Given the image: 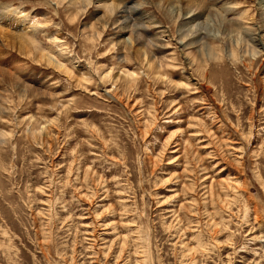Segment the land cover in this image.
<instances>
[{
	"label": "rangeland",
	"instance_id": "rangeland-1",
	"mask_svg": "<svg viewBox=\"0 0 264 264\" xmlns=\"http://www.w3.org/2000/svg\"><path fill=\"white\" fill-rule=\"evenodd\" d=\"M114 1L0 0V264H264V1Z\"/></svg>",
	"mask_w": 264,
	"mask_h": 264
},
{
	"label": "bare ground",
	"instance_id": "bare-ground-1",
	"mask_svg": "<svg viewBox=\"0 0 264 264\" xmlns=\"http://www.w3.org/2000/svg\"><path fill=\"white\" fill-rule=\"evenodd\" d=\"M59 1L61 3L66 1L68 7H77L78 5L80 7V6L84 5V4H92L93 0H59ZM99 3H100L101 7H105L111 13H115L116 9L122 8L121 6H119V3H117V1H114V0H99ZM120 12L125 15L126 11L125 10H121ZM19 14H20V12L19 11L17 12L13 8V6H10L8 4L6 5V4L0 2V22L3 24V25L0 24V37H1L0 39H4L3 41H5V39L7 40L8 38L9 39L11 38V39H13L15 42H17L18 44H20L23 47H25L27 45V43H29L30 45H34L36 43V41L33 39V36H36V34L38 33L37 31L39 30V28L37 26L27 25V27L25 29V30H27L26 36H23V34L21 35V34H19L17 32H11L12 30H14V29H12L11 25H10L9 28H7V27L4 28V26L7 23H13V22L16 23L15 19H13V18H16V16L18 17ZM124 15L122 17L126 21L127 20L126 19V15L125 16ZM11 21H13V22H11ZM14 31H16V30H14ZM14 41H12V42H14ZM15 42L12 43V44H15ZM37 52L41 53L42 59H45L49 64H52V65L59 66V67L63 68L64 65L62 63H60L55 57L51 56L49 54V52H48V55H45L44 53H42L43 51L41 52L40 50H37Z\"/></svg>",
	"mask_w": 264,
	"mask_h": 264
}]
</instances>
